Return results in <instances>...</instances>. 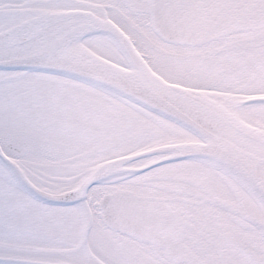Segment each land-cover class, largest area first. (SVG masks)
<instances>
[{"label": "snow or ice", "instance_id": "obj_1", "mask_svg": "<svg viewBox=\"0 0 264 264\" xmlns=\"http://www.w3.org/2000/svg\"><path fill=\"white\" fill-rule=\"evenodd\" d=\"M0 264H264V0H0Z\"/></svg>", "mask_w": 264, "mask_h": 264}]
</instances>
